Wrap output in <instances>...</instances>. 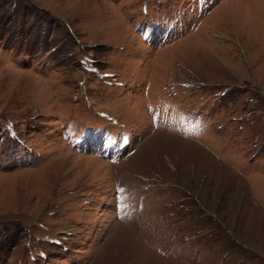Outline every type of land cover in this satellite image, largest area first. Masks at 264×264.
<instances>
[{
    "label": "rangeland",
    "instance_id": "rangeland-1",
    "mask_svg": "<svg viewBox=\"0 0 264 264\" xmlns=\"http://www.w3.org/2000/svg\"><path fill=\"white\" fill-rule=\"evenodd\" d=\"M0 264H264V0H0Z\"/></svg>",
    "mask_w": 264,
    "mask_h": 264
}]
</instances>
